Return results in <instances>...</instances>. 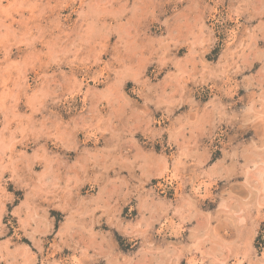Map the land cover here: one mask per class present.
Returning a JSON list of instances; mask_svg holds the SVG:
<instances>
[{"label":"clouds","instance_id":"obj_1","mask_svg":"<svg viewBox=\"0 0 264 264\" xmlns=\"http://www.w3.org/2000/svg\"><path fill=\"white\" fill-rule=\"evenodd\" d=\"M0 264H264V0H0Z\"/></svg>","mask_w":264,"mask_h":264}]
</instances>
